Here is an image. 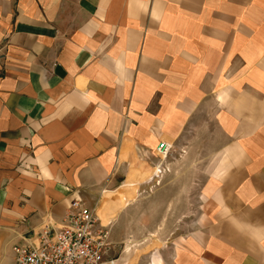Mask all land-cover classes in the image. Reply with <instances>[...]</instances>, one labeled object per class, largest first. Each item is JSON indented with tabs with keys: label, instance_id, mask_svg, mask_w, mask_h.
Returning a JSON list of instances; mask_svg holds the SVG:
<instances>
[{
	"label": "crops",
	"instance_id": "crops-1",
	"mask_svg": "<svg viewBox=\"0 0 264 264\" xmlns=\"http://www.w3.org/2000/svg\"><path fill=\"white\" fill-rule=\"evenodd\" d=\"M203 114L223 179L163 264H264V0H0V264L73 199L112 223L106 193Z\"/></svg>",
	"mask_w": 264,
	"mask_h": 264
},
{
	"label": "rangeland",
	"instance_id": "rangeland-1",
	"mask_svg": "<svg viewBox=\"0 0 264 264\" xmlns=\"http://www.w3.org/2000/svg\"><path fill=\"white\" fill-rule=\"evenodd\" d=\"M203 117V123L196 118L189 127L191 137L185 152L165 162L167 167L160 177L153 178L156 166L144 163L139 176L129 177L117 192L106 193L105 201L125 206L112 223L107 214L110 210H98L111 230L110 258L115 264H163L164 250L206 224L202 205L211 181L223 179L226 160L224 152L217 150L226 138L216 127L215 114ZM156 159L162 161L161 157Z\"/></svg>",
	"mask_w": 264,
	"mask_h": 264
},
{
	"label": "built area",
	"instance_id": "built-area-1",
	"mask_svg": "<svg viewBox=\"0 0 264 264\" xmlns=\"http://www.w3.org/2000/svg\"><path fill=\"white\" fill-rule=\"evenodd\" d=\"M186 145L161 141L156 152L162 161L156 165L153 178L164 173L165 162L182 156ZM110 237L109 224L102 222L97 210L80 198L73 199L60 226L45 225L37 234V242L14 247L15 264H115L110 258Z\"/></svg>",
	"mask_w": 264,
	"mask_h": 264
},
{
	"label": "bare ground",
	"instance_id": "bare-ground-1",
	"mask_svg": "<svg viewBox=\"0 0 264 264\" xmlns=\"http://www.w3.org/2000/svg\"><path fill=\"white\" fill-rule=\"evenodd\" d=\"M157 169V168H156ZM157 172V171H156ZM98 214H99V216L101 217V214L98 212ZM101 220H102V217H101ZM102 222H103V220H102ZM130 250V249H129ZM105 264H108V263H105Z\"/></svg>",
	"mask_w": 264,
	"mask_h": 264
}]
</instances>
